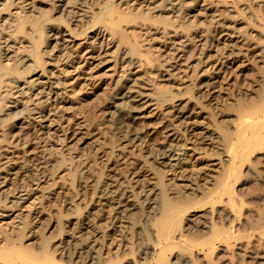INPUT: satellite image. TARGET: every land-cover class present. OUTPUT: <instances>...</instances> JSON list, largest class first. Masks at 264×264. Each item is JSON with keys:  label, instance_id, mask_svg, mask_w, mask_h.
I'll list each match as a JSON object with an SVG mask.
<instances>
[{"label": "rangeland", "instance_id": "1", "mask_svg": "<svg viewBox=\"0 0 264 264\" xmlns=\"http://www.w3.org/2000/svg\"><path fill=\"white\" fill-rule=\"evenodd\" d=\"M133 58L137 66L129 64ZM133 76L150 87V100L141 118L127 122L130 105L120 93ZM263 98L264 0H0V176L28 185L43 172L39 187L55 193L42 204L23 196L0 215V227L17 229L20 218L38 211L34 238L29 233L25 243L28 264H48L38 248L42 237L49 249L68 240V251L96 240L99 256L109 252L104 263L143 264L139 243L150 244L144 224L154 234L150 215L159 214L142 209L135 185L154 187L183 209L176 234L207 230L228 190L233 208L247 206L241 183L263 150L249 142L246 158L233 160L240 148L234 130ZM173 100L187 101L183 108L192 113L165 122L177 136V159L169 160L161 154L170 140L162 124ZM14 105L24 114L5 117ZM112 176L137 207L116 213L120 225L110 229L98 210L109 218L114 210L96 196ZM77 219L98 236L69 230ZM52 250L50 259L69 264ZM173 254L159 264H173Z\"/></svg>", "mask_w": 264, "mask_h": 264}, {"label": "bare ground", "instance_id": "2", "mask_svg": "<svg viewBox=\"0 0 264 264\" xmlns=\"http://www.w3.org/2000/svg\"><path fill=\"white\" fill-rule=\"evenodd\" d=\"M62 6L64 4H60V7ZM249 54H254L252 48L249 50ZM28 59L30 60V57L27 60H22L28 61ZM137 63L138 59L135 58L129 61V64L133 66H137ZM3 74L8 73L4 72ZM136 80L137 77L133 76L129 80L128 85L124 86L120 93H123L121 97L130 105V115L128 118H124L127 122L141 118L142 116L140 114L144 110L143 104L150 100V87L145 83L136 85ZM19 87L20 85H17V91L21 95L23 91ZM186 102L173 100L170 104H165V106L167 105L165 113L168 114L167 118L163 121L162 128L170 140L161 149L163 158L169 160L177 159L174 158L175 154L177 155L174 148L175 143L172 144L173 141L177 140V136L172 128L165 125V122L171 117L182 119L187 117L190 112L192 113V109L183 108ZM19 104L21 103L19 102ZM251 109L252 111L241 115L239 127L234 130L240 148H234L236 150L232 153L233 160H244L246 156L242 149L249 142H254V148L263 150L252 158V163L246 167L247 175L241 183V186H243L241 189L244 190V188H247V190L245 189L247 194L244 196V201L248 205L245 206L244 203L237 208H233L235 205L234 193L228 190L224 205L219 208H214L211 214L210 227H207V230L203 229L197 237L196 235L189 236L182 232L176 234L174 228L180 215L183 214V209H178L165 195L159 196L162 191L159 194L154 187L135 185L136 190L131 193L139 197L142 209H147L149 212L155 209L159 214L158 217L154 216L153 218V215H150L152 219L150 225L155 227H152L155 231L154 234L152 231H149L150 227L148 228L147 226L146 229V223L144 224V230L147 233L151 245L148 243H139L138 250L144 256L143 259L145 260L143 264L163 263L167 261L168 254L173 252V259H175L173 264H264V98L253 108L251 107ZM169 113L171 116H168ZM3 114L5 117H17L24 114V108L20 105H14L13 107H7ZM230 151H232L231 147ZM43 176L44 174L42 172V175L36 178L38 181L30 182L28 185L13 184L10 181V177L6 175L0 176V215L17 206L18 202L23 199V196L29 198L36 195L34 198L40 199V204L50 199L51 195L55 193L42 191L41 187H39L40 183L44 180L42 179ZM109 180L110 182L106 183V186H100L98 188L96 199L103 206L110 207L114 210L112 218H109L103 213L104 208L100 207L98 210V216L101 218L99 219L107 220L108 224L106 226L112 229L120 225L116 226L114 223L118 219V216L116 217L115 215L116 213L121 214L123 212L122 215H127L128 212L134 210L137 206L128 200V193L130 191L125 189L120 177L112 176V179ZM82 188H85V185L80 184L76 188L80 196L83 194L81 191ZM40 206L42 207V205ZM37 213L38 211L34 214ZM34 214L27 215L25 218L19 217L22 219L21 224L19 227H16L17 229L14 228L15 230L12 229L9 231L0 227V264H28L25 258L30 253L26 249L27 244L25 243L34 238L35 235L32 228L38 222L36 224L33 223L36 216H33ZM118 220L121 222L120 219ZM63 225V223L60 225L58 235L62 234ZM68 225L70 227L69 230L78 229L79 232H82L88 229L90 235L92 234L94 237L98 236V232L91 229L84 219L70 221ZM203 227L206 228V225ZM39 229L41 228L39 227ZM29 233L31 235L30 237L28 236ZM114 240L115 236L111 237L108 240L110 241L108 245L112 244ZM95 241L91 240L85 243L81 241L77 244L79 245L78 247L75 245L77 248L75 247L76 249L74 251H68L70 249L67 247L70 244L68 240L62 238V241L55 242V245L50 246L49 249V241L42 237L38 243V248L43 257L41 255L39 256L44 261H48V264H61V261L58 259L49 258L53 257V252H50L53 249L52 251H58V254H63L68 259L69 264L75 261H79L82 264H106L104 261H107L109 252H103L99 256L98 252L102 249V245H99L100 243L98 242L94 243ZM119 246L120 244H117L115 251H118ZM177 260L179 262H175Z\"/></svg>", "mask_w": 264, "mask_h": 264}]
</instances>
